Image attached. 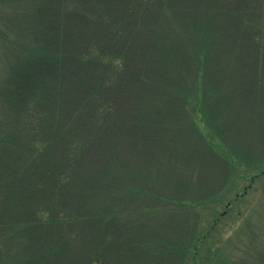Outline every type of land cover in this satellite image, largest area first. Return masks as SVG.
Segmentation results:
<instances>
[{"label":"trees","instance_id":"1","mask_svg":"<svg viewBox=\"0 0 264 264\" xmlns=\"http://www.w3.org/2000/svg\"><path fill=\"white\" fill-rule=\"evenodd\" d=\"M0 64V264H196L194 234L145 228L147 195L206 154L264 175L238 135L264 113V0H4ZM181 113L200 133L158 151Z\"/></svg>","mask_w":264,"mask_h":264},{"label":"rangeland","instance_id":"2","mask_svg":"<svg viewBox=\"0 0 264 264\" xmlns=\"http://www.w3.org/2000/svg\"><path fill=\"white\" fill-rule=\"evenodd\" d=\"M4 0H0V4ZM2 65L0 64V78L2 74ZM183 103H175L177 108H181ZM191 110L192 107H189ZM243 109L239 112L243 114ZM225 111L218 113H210L208 119L215 118L214 123L218 126L223 119L231 117ZM252 112L249 113V116ZM208 115V114H207ZM205 116V118L207 117ZM252 117L253 122L251 127L246 129L242 135L238 134L244 142V146L249 145V150L252 152L258 150L257 159L254 162L264 161V113L263 108L254 112ZM245 117H248L245 116ZM189 116L181 113L175 120V127L168 134L171 137L164 140L160 139L157 145V150L161 152L179 153L180 147L184 146V140L190 137H197L200 133V128L187 130L190 133H185L184 126L188 125ZM207 131V130H206ZM229 131L227 143L233 144L236 135ZM187 137V138H185ZM166 138V137H165ZM193 142L192 140H190ZM173 143V144H171ZM190 142H188L189 144ZM210 149L216 152L214 147L217 145L215 138L212 136L209 140ZM198 153V152H197ZM214 156L206 154L203 156V163L200 165L189 163L191 168H186L183 171L185 176L180 178L175 185H160L161 188L169 190L161 192L155 190L154 196L147 195L146 201L142 204L145 214H141L144 218L142 223L149 231L157 232L161 236L168 237L167 234L175 235L180 232H190L198 238L195 250L198 253L196 264H253L248 255L252 253L253 246H250L246 235H255L253 240L257 241L264 239V211L260 215L261 208L264 207V175H258L259 165L247 167L243 161H240L239 168L224 171L221 160H216ZM226 163V161H224ZM172 167H175V163ZM262 166L264 167V163ZM180 168V164L177 163ZM221 168H220V167ZM227 173V174H226ZM226 176V177H224ZM254 179V180H253ZM251 180H253L251 182ZM153 191V190H152ZM240 195V197H239ZM194 200L204 199L201 204H196L193 207L181 205L176 200ZM178 202V203H174ZM180 204V205H179ZM204 234L207 237H204ZM204 238V240L202 239ZM163 240V239H162ZM160 240V242L162 241ZM259 244L261 240L258 241ZM264 243V241H263ZM179 244V243H178ZM190 244L189 246H191ZM191 258V255H189Z\"/></svg>","mask_w":264,"mask_h":264}]
</instances>
